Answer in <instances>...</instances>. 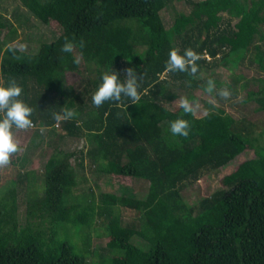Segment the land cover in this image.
I'll use <instances>...</instances> for the list:
<instances>
[{
    "label": "trees",
    "instance_id": "obj_1",
    "mask_svg": "<svg viewBox=\"0 0 264 264\" xmlns=\"http://www.w3.org/2000/svg\"><path fill=\"white\" fill-rule=\"evenodd\" d=\"M15 1L41 22H57L61 32L36 51L14 55L10 46L19 27L6 15L11 0H0V78L22 86L21 98L34 109L33 146L47 159L41 181L32 171L20 172L0 197V264H264V133L249 117L237 119L209 102L198 115L193 95L211 79L222 103L239 105L237 87L246 76L230 66L242 69L248 59V68L254 63L264 71V0H185L189 12L171 24L165 14L172 0ZM13 18L25 23L17 12ZM66 39L74 43L73 53L61 50ZM173 48L200 55L195 76L167 70ZM130 67L142 76L141 99L96 107L92 95L102 74L114 70L123 77ZM225 68L232 71L229 82L221 75ZM68 74L81 80L69 83ZM260 81L243 104L255 99L264 111ZM221 89L230 97H221ZM184 92L195 101L193 113L170 108ZM65 108L76 115L57 121L55 114ZM177 118L190 122L188 137L172 134ZM66 138L84 139L87 150L63 149ZM246 150H255V157L187 206L182 192L189 185ZM24 158L21 153L17 160ZM85 164L98 193L77 181V168ZM116 178L142 181L145 193L135 194ZM31 181L39 185L30 191ZM26 189L30 198L20 223L17 197Z\"/></svg>",
    "mask_w": 264,
    "mask_h": 264
},
{
    "label": "rangeland",
    "instance_id": "obj_2",
    "mask_svg": "<svg viewBox=\"0 0 264 264\" xmlns=\"http://www.w3.org/2000/svg\"><path fill=\"white\" fill-rule=\"evenodd\" d=\"M199 1V0H197ZM9 4V13H7V17H11L12 22L16 24V26L19 27V32L17 39L12 43L13 45H20L23 44L26 47L23 49H29L30 51H36L39 47L40 43L43 42H50L54 40L57 36H59L61 32V27L57 22H49V23H43L40 20H38L31 12H29L22 4H20L18 1L11 0ZM189 6L185 2V0H172V4H170L169 8L166 11L165 17L167 22H170V24L173 21V18L178 15L179 13H185L187 14L189 12ZM17 12L19 15L23 16L24 24L22 25L19 23V21L15 20L13 18V13ZM224 18H227L226 14H223ZM237 22V19H233V23L235 24ZM258 40V38H257ZM28 42H31L30 45ZM262 49L264 50V42L262 43ZM245 63L247 65L242 66L241 68H236V66H233L231 64L230 68L231 70H234L236 73H243L246 76V79L242 80L240 84H238L237 89L239 90V95L235 98V102H237L239 105L232 108L230 105H226L222 103L221 99L218 97L217 92L218 88L215 84L214 91L211 93L207 91V89L198 88L195 89L193 92V95L195 96L196 102L198 106L200 105V108L196 110L198 115H204L206 112V108L203 106L205 102H209L215 106H219L224 108L229 114L234 116L237 119L243 118L244 116L249 117L256 125L259 127L257 129L258 132L264 133V111L261 109L260 102L257 100H253L249 102L248 104L244 105L243 100L247 96L246 91L249 89H256L258 86L262 85V82L260 81L262 78H264V71L260 72L257 70L258 66L252 63V67L248 68L251 64L248 59L245 60ZM221 75L223 77V80L226 82L231 80L232 78V71H229L228 69H224L221 72ZM244 76V77H245ZM67 80L69 83L77 84L81 77L74 75V74H68ZM248 82V83H247ZM0 83H3V79L0 78ZM247 84L246 90L243 89V85ZM259 83V84H258ZM181 93V91H179ZM181 98L187 97L189 98L190 95L188 92L182 93L180 96ZM230 97V95H229ZM262 102V100H261ZM181 102H177L175 104H172L170 108H177L180 106ZM194 104V105H195ZM257 110V111H256ZM255 111V112H254ZM59 124L56 125L58 127ZM36 130V127H32L27 130H18L16 133V138L19 141L20 144V150L15 154L11 156L10 163L8 165H5L3 167H0V197L2 196L3 191L6 190L9 186L12 185L13 181L18 176V173L23 171H32L34 172V176H38L39 180L41 181L44 177V165L46 164L47 159L45 157L40 156L41 149L35 148L33 146V137L34 132ZM264 141V136H262L259 140ZM259 144H264V142H261ZM60 146L67 150V151H73V150H87V145L84 141V139H77V138H66L64 141L60 144ZM263 146V145H262ZM45 148H48L46 146ZM48 152V151H47ZM26 158L22 160L23 162L17 160L18 157H20V154ZM255 157V150H246L243 152L242 155H240L238 158H236L232 163L229 165L221 168L218 171H213L208 174H206L200 181L193 183L189 185L183 192V198L185 200V203L188 207L195 206L198 204L200 199L206 196H210L212 193H214L217 189H219L222 186V178L231 173L236 166H238L241 162L247 159H251ZM14 161L12 162V160ZM23 164V165H21ZM86 168H77L78 170V176L77 181L80 185L86 187V186H92L94 190L97 191V186L95 185L94 175L89 171L88 164H85ZM36 172V173H35ZM33 180L32 175L30 176ZM118 181H124L129 184V187L135 188L133 191L137 195H142L145 193L143 188H145V184L142 183V181H136V183H130L129 179L126 178H116ZM115 180V187L114 189L120 193L122 191L120 185H118L119 182ZM39 183V182H38ZM35 182L36 185H32V181L29 183L30 185V191L32 190V186L39 185ZM104 182L102 180L98 181V185L101 187L103 186ZM105 188V187H104ZM121 189V190H120ZM42 195V193H40ZM34 196V194H33ZM30 198L29 196V190H20V193L17 197L18 199V214H19V220L20 223H25L26 219V202ZM90 198V197H89ZM85 201L82 203L84 204ZM125 224H131L129 223V220L124 221ZM102 231V230H101ZM96 233H92V236L94 237ZM97 239V238H93ZM135 242L139 243L142 242L138 237L134 238ZM99 241V240H96ZM106 239L102 241L103 244H105Z\"/></svg>",
    "mask_w": 264,
    "mask_h": 264
},
{
    "label": "clouds",
    "instance_id": "obj_3",
    "mask_svg": "<svg viewBox=\"0 0 264 264\" xmlns=\"http://www.w3.org/2000/svg\"><path fill=\"white\" fill-rule=\"evenodd\" d=\"M12 53L22 51L26 46L23 44L10 46ZM74 43L71 40H65L62 45L64 53L74 52ZM80 47H84L83 41ZM200 55L193 49L188 48L180 52L173 48L169 52V58L166 62V68L170 72H183L195 76L198 73L199 65L197 61ZM75 64L80 63L79 58H74ZM141 75L133 67L126 69V75L121 77L119 72L114 70L106 71L101 76V82L92 95V103L96 107H101L108 101H121L122 97L128 98L129 102L136 104L140 99V80ZM215 88L213 80L207 81V91L212 92ZM22 86L15 80L7 83H0V167L10 163L11 156L20 150L19 141L16 138L18 130H27L33 127V107L26 103L22 97ZM219 95L228 98L229 90L221 89ZM193 101L187 97L181 99L180 106L184 113H193ZM76 111L71 108L63 109L62 114H55L57 121L61 119L72 118ZM171 132L173 135L188 137L190 134V122L183 118H177L171 122Z\"/></svg>",
    "mask_w": 264,
    "mask_h": 264
},
{
    "label": "built area",
    "instance_id": "obj_4",
    "mask_svg": "<svg viewBox=\"0 0 264 264\" xmlns=\"http://www.w3.org/2000/svg\"><path fill=\"white\" fill-rule=\"evenodd\" d=\"M33 127H34V124H33Z\"/></svg>",
    "mask_w": 264,
    "mask_h": 264
}]
</instances>
